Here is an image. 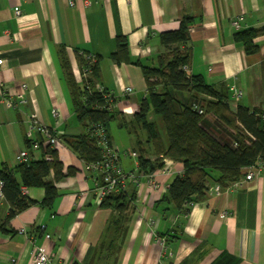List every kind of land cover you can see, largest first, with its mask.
Returning <instances> with one entry per match:
<instances>
[{"label": "crops", "instance_id": "obj_1", "mask_svg": "<svg viewBox=\"0 0 264 264\" xmlns=\"http://www.w3.org/2000/svg\"><path fill=\"white\" fill-rule=\"evenodd\" d=\"M186 18L190 37L181 49L190 52L186 65L190 74L217 88L241 90L240 101L231 96L234 111L240 104L251 110L263 108L264 35L255 40L260 51L254 55H247L234 35L264 26V0H0V167L16 175V167L23 164L16 159L18 153L27 151L29 163L46 159L45 150L51 148L65 173L69 167L76 170L56 183L59 196L52 208L42 204L44 188L22 186V194L35 204L9 221L12 232L0 230V264H36L37 246L48 248V264H264L263 165L256 164L255 179L228 188L217 183L219 173L214 172L203 199L192 204L186 217L161 202L174 180L184 174L181 162L164 158V168L151 177L158 188L147 177L139 184L135 211L122 241L117 235L115 247L107 243L100 248L107 223L116 213L101 207L95 197L96 174L86 170L62 138L81 135L85 128L73 113L59 49L65 48L79 84L91 75V70L82 71L81 54L84 59H97L95 89L101 86L110 93L112 112L129 122L139 112L147 84L140 66L117 64L111 58L118 37L127 38L132 61L155 67L166 53L159 36L178 30ZM237 18L240 29L232 23ZM128 88L132 92L127 93ZM4 92L14 101L13 108L4 105ZM31 115L62 141L52 146L37 131L28 137ZM204 125L222 143L232 145L231 130L213 116L206 115ZM107 130L119 155V168L138 175L136 135L115 121ZM164 143L167 146L165 138ZM147 157L156 160L154 155ZM132 182L127 191L133 189ZM10 209L0 197V226Z\"/></svg>", "mask_w": 264, "mask_h": 264}, {"label": "trees", "instance_id": "obj_2", "mask_svg": "<svg viewBox=\"0 0 264 264\" xmlns=\"http://www.w3.org/2000/svg\"><path fill=\"white\" fill-rule=\"evenodd\" d=\"M189 25L190 20L186 18L178 30L159 36L166 53L160 56L158 66L155 67L147 66L140 60L132 61L127 38L118 37L117 49L111 54V58L117 64L140 66L147 84V94L140 104L139 112L129 122L120 120L121 115L112 112L110 102L95 91L94 82L99 76L97 61L92 63L89 59H84L83 54L79 56L82 71L87 73L91 70L90 77L79 84L72 74L65 48L58 51L70 88L73 113L85 128L81 135L62 137L72 152L86 165L100 162L103 150L98 145L97 128H101L109 137L107 128L112 121L117 122L128 133L136 135L138 175L130 184L135 183L132 190L127 191L126 188L123 192L106 197L101 203L103 209H110L116 215L107 223L100 248L107 243L110 247H115L117 235H120L119 241H122L131 214L135 211L134 202L139 184L145 177L164 168V158L181 162L184 174L174 180L161 202L172 205L186 217L190 214L191 205L203 199L207 182L214 172L219 173L217 183L228 188L245 175L247 168L256 164L264 166V107L251 110L240 104L234 111L231 94L226 86L217 88L206 83L203 77L191 74L188 76L183 71V67L189 65L191 60L190 52L181 49L189 40ZM263 35L264 26L238 30L234 41L247 55H254L260 51V45L255 40ZM172 91L185 96L178 99ZM195 104L205 110L204 115L193 108ZM206 115L214 116L219 123L231 130L237 147L222 143L205 128ZM156 118L163 123L167 146ZM44 154L51 159L26 162L16 167V175L15 172L1 175L5 181L4 198L11 209L0 230L12 232L7 228L9 221L35 204L22 194V186L44 188L45 198L42 204L46 208H52L59 196L56 183L76 173L72 167L65 173L57 151L47 148ZM150 155L156 156V160L149 159L147 156ZM112 236L113 239H109ZM96 260L97 258L93 263ZM116 262L117 260L114 261Z\"/></svg>", "mask_w": 264, "mask_h": 264}, {"label": "built area", "instance_id": "obj_3", "mask_svg": "<svg viewBox=\"0 0 264 264\" xmlns=\"http://www.w3.org/2000/svg\"><path fill=\"white\" fill-rule=\"evenodd\" d=\"M70 6H74L72 2L69 3ZM21 12L19 9L16 10V15H20ZM233 25L236 29H240V18L235 19L233 22ZM92 63L96 62V59L94 57H90L89 59ZM3 63V60H0V65ZM183 71L189 76L190 71L187 66L183 67ZM25 89L27 88L26 85L23 86ZM99 94L104 96L105 99H107L111 106L113 107V100L112 95L110 93H107V91L101 87L97 86L95 89ZM230 94L232 98L238 102L242 99L243 93L241 90H238L235 86L229 87ZM127 93L132 92L131 88L126 89ZM2 100L4 105L7 108H13L15 106L14 101L12 99L7 97V93H3ZM21 103H25V99H23V96H20ZM196 111H198L200 114L204 115L205 110L201 109V107L197 104L193 107ZM58 116V112L56 111L54 113ZM30 127L28 130V137L33 136V132L37 131L43 137L48 141V143L52 146L57 145L59 142L62 141V138L58 136L53 130L46 127L42 122L38 119L37 115H31L30 117ZM98 129V145L103 150V158L100 162H96L94 164H87L86 170L89 172H93L97 176V183L95 187V197L96 200L100 203L103 202V200L116 193H120L126 190L127 185L130 180H135L136 175L134 173H127L126 171L122 170L118 166V160L119 155L117 150L111 145L110 139L107 136L106 133H104L101 128ZM235 147H237V143L234 144ZM35 148H38L40 146L39 142H35L33 144ZM135 156V155H133ZM16 159L18 162H28L29 155L27 151H22L16 155ZM48 159L49 158L48 156ZM166 159V158H165ZM261 164H259L260 166ZM259 166H253L249 169L248 174L244 177L245 180H240L235 184H242L244 181H251L256 178L257 172L259 170ZM7 168L0 167V197H4V188H5V181L2 178V174L8 173ZM149 176L147 178H150ZM146 178V177H145ZM154 188H158V185L152 183ZM192 206V205H191ZM34 263L36 264H48L50 262V258L48 255V248L46 246H37L34 251Z\"/></svg>", "mask_w": 264, "mask_h": 264}, {"label": "rangeland", "instance_id": "obj_4", "mask_svg": "<svg viewBox=\"0 0 264 264\" xmlns=\"http://www.w3.org/2000/svg\"><path fill=\"white\" fill-rule=\"evenodd\" d=\"M97 60V59H96ZM172 93L174 94V96L176 97V95H177V98L178 99H181V98H183L185 95H183V94H181V93H176V91H172ZM214 117V116H213ZM215 118V117H214ZM216 119V118H215ZM159 123H160V128H161V130H162V132H163V134H164V137H165V130H164V126H163V123H162V121L161 120H159ZM165 139H167L166 137H165ZM236 142L235 141H233V143H232V146L233 147H235V144ZM49 158H50V156H49ZM46 159H48V156H46ZM49 160V159H48ZM248 173H245V175H247ZM244 175V176H245Z\"/></svg>", "mask_w": 264, "mask_h": 264}]
</instances>
